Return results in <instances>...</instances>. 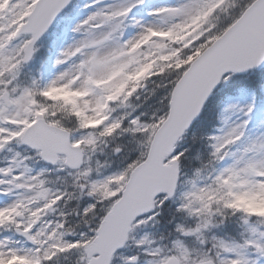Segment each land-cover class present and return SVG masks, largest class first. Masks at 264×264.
Wrapping results in <instances>:
<instances>
[{"label":"snow or ice","instance_id":"obj_1","mask_svg":"<svg viewBox=\"0 0 264 264\" xmlns=\"http://www.w3.org/2000/svg\"><path fill=\"white\" fill-rule=\"evenodd\" d=\"M0 264H264V0H0Z\"/></svg>","mask_w":264,"mask_h":264}]
</instances>
